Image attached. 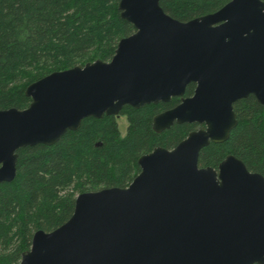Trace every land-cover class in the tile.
<instances>
[{"label": "water", "instance_id": "1", "mask_svg": "<svg viewBox=\"0 0 264 264\" xmlns=\"http://www.w3.org/2000/svg\"><path fill=\"white\" fill-rule=\"evenodd\" d=\"M118 8L135 31L110 61L53 71L26 87L27 108L0 109V182L14 179L19 148L52 145L124 105L181 97L153 117L154 131L198 127L172 149L141 155L128 186L78 194L66 222L33 233L20 264H264V176L233 155L217 169L198 165L200 150L236 126L237 100L264 106V1L230 0L188 21L159 0Z\"/></svg>", "mask_w": 264, "mask_h": 264}, {"label": "trees", "instance_id": "2", "mask_svg": "<svg viewBox=\"0 0 264 264\" xmlns=\"http://www.w3.org/2000/svg\"><path fill=\"white\" fill-rule=\"evenodd\" d=\"M230 0H159L171 17L188 21L212 13ZM264 1V0H263ZM119 0H0V109H25L26 87L53 72L96 60L110 61L119 40L134 26L120 16ZM189 83L183 97L193 95ZM181 101L124 105L121 135L116 115L84 118L52 145L19 148L16 174L0 182V264H20L33 233L66 222L78 194L126 187L140 172L138 159L156 147L172 149L198 127L173 123L156 132L153 117ZM237 124L227 140L210 142L198 156L199 167L218 168L233 155L251 172L264 176V106L254 96L233 104Z\"/></svg>", "mask_w": 264, "mask_h": 264}, {"label": "rangeland", "instance_id": "3", "mask_svg": "<svg viewBox=\"0 0 264 264\" xmlns=\"http://www.w3.org/2000/svg\"><path fill=\"white\" fill-rule=\"evenodd\" d=\"M117 124H118V129L121 135H124L126 133V128H127V119L124 114H118L115 117Z\"/></svg>", "mask_w": 264, "mask_h": 264}]
</instances>
